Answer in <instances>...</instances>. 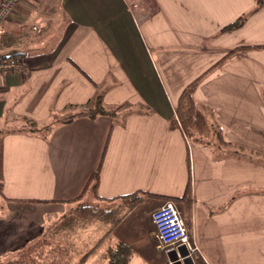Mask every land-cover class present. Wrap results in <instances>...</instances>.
<instances>
[{"label": "crops", "instance_id": "1", "mask_svg": "<svg viewBox=\"0 0 264 264\" xmlns=\"http://www.w3.org/2000/svg\"><path fill=\"white\" fill-rule=\"evenodd\" d=\"M5 27L18 41L0 53L23 65L0 73V258L75 233L62 219L98 171L99 197L143 194L102 223L106 242L134 251L128 264H176L152 213L189 179L193 264H264V3L19 0ZM196 78L194 100L228 145L182 133L175 104ZM98 95L105 110L122 107L91 116Z\"/></svg>", "mask_w": 264, "mask_h": 264}, {"label": "trees", "instance_id": "2", "mask_svg": "<svg viewBox=\"0 0 264 264\" xmlns=\"http://www.w3.org/2000/svg\"><path fill=\"white\" fill-rule=\"evenodd\" d=\"M258 6L264 3V0H255ZM245 16H240L235 22L227 25L223 30L229 28H235L240 26ZM18 38L13 37L12 35L5 34L1 38V45H16ZM0 45V46H1ZM10 54L12 57L17 56V52L11 51L9 53H0V57H6ZM199 78L194 79L190 83H188L179 94L175 104V115L182 129L183 135H185L189 140L192 141H201L203 142L202 134L205 132L207 137H213L216 140L218 145H228L222 138L221 132L217 129H208V121L203 110L198 106L193 97L194 89L198 83ZM95 104L100 106L98 110H89V114L91 116H95L98 113L101 114H109L114 116L116 111L119 110L122 106L118 105L115 107H111L109 110H105V108L101 104V96L95 97ZM73 117H69L66 120L61 122L66 123L70 122ZM27 129H34L35 122H27ZM207 143V142H206ZM99 182V174L96 171L88 180L85 190H89L96 198L103 200L105 202L110 203V206L107 207H94V206H83L80 208L81 212L96 214L97 218L100 222L109 225L110 227L115 226L118 222L122 220V218L140 201L142 200V193L139 191L133 192L124 196H115L112 198H102L97 195V185ZM191 181L189 179L185 191L181 196L178 197H169L176 202L184 222L186 226L190 229L192 225V193H191ZM4 185L0 182V195H3ZM27 202H40L41 200L29 199L23 200ZM45 244H50L48 241L36 242L32 244L27 252H24V257L31 256L32 253L36 252L40 247H43ZM59 248L56 245V249ZM134 251L123 242H116L113 245H109L106 248L104 258L106 260V264H128L131 258L133 257Z\"/></svg>", "mask_w": 264, "mask_h": 264}, {"label": "rangeland", "instance_id": "3", "mask_svg": "<svg viewBox=\"0 0 264 264\" xmlns=\"http://www.w3.org/2000/svg\"><path fill=\"white\" fill-rule=\"evenodd\" d=\"M86 109L98 110L100 106H97L95 101L92 100ZM13 125L14 123L5 124L6 128L4 129L8 130ZM210 139L214 141V138L206 136L202 138L207 143L210 142ZM215 148L217 149V146H214ZM110 205L108 202L101 201L99 203L95 201L91 194L88 200L79 201L74 209L67 212V216L62 219L64 226H75V233H72L71 236H60V240L56 236H39V238L30 242L20 255L0 258V264H106L104 254L110 244L106 242L107 236H102V222L99 221L96 214L79 212L78 209L83 206L107 207ZM73 215L76 219L71 218ZM42 241H48L50 244H45L32 253L31 256L24 257V252H27L32 244ZM57 244L59 248L56 249Z\"/></svg>", "mask_w": 264, "mask_h": 264}, {"label": "built area", "instance_id": "4", "mask_svg": "<svg viewBox=\"0 0 264 264\" xmlns=\"http://www.w3.org/2000/svg\"><path fill=\"white\" fill-rule=\"evenodd\" d=\"M18 2L19 0H0V45L2 36L9 34L8 28L5 27V22ZM30 29L34 33L41 31V27L37 24L30 25ZM22 65L16 56L12 57L8 54L6 57H0V73L4 71H19ZM184 137L188 141L185 135ZM152 221L157 230L158 249L169 252L183 246L187 251V256L191 258L199 251L175 201L171 199L164 200L152 213Z\"/></svg>", "mask_w": 264, "mask_h": 264}, {"label": "water", "instance_id": "5", "mask_svg": "<svg viewBox=\"0 0 264 264\" xmlns=\"http://www.w3.org/2000/svg\"><path fill=\"white\" fill-rule=\"evenodd\" d=\"M174 259L176 264H193L192 258L187 256V251L183 246H180L175 250Z\"/></svg>", "mask_w": 264, "mask_h": 264}]
</instances>
